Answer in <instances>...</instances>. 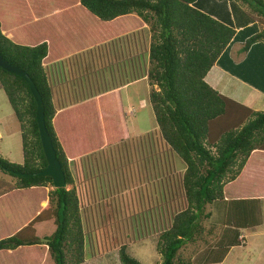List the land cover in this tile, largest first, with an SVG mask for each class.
Instances as JSON below:
<instances>
[{"label": "trees", "instance_id": "obj_1", "mask_svg": "<svg viewBox=\"0 0 264 264\" xmlns=\"http://www.w3.org/2000/svg\"><path fill=\"white\" fill-rule=\"evenodd\" d=\"M195 1L0 0V55L34 83L65 176V186L49 189L50 176L33 175L47 164L36 102L24 78L0 67V90L18 123L23 156L22 163H14L0 155V173L14 178H0V210L23 206L21 213L0 218V252L23 251L32 258L29 264H81L87 240L99 242L103 249L107 238L109 246L118 245L120 264H141L128 254V240L156 234L161 259L157 264H192L180 250L200 238V220L211 215L203 210L218 202L227 219L202 262L217 263L238 244V229L256 222L253 209L264 197V110H252L205 81L235 30L194 7ZM229 1L262 23L239 48L242 54L264 41V0ZM135 37L137 48L134 42L128 45ZM64 44L80 50L70 76L81 89L89 73L106 68L101 60H107L110 70L118 64L119 76L102 91L84 95L81 90L79 101L59 106L47 68L57 60L52 50ZM112 56L117 58L113 62ZM86 61H97L98 70ZM142 77L149 85L157 129L136 140L129 136L118 87ZM113 146H121L120 153L107 154L116 161L123 148L129 163L153 147L154 156L145 160L151 163L152 184L160 179L167 186L163 202L156 203L153 194L136 197L133 189L128 196L118 195L119 184L102 179L103 169H112L111 162L101 165L94 157L87 166L91 156ZM173 154L184 164L181 197L175 201L170 188V174L176 170L175 161L170 162ZM104 184L109 187L104 189Z\"/></svg>", "mask_w": 264, "mask_h": 264}, {"label": "rangeland", "instance_id": "obj_2", "mask_svg": "<svg viewBox=\"0 0 264 264\" xmlns=\"http://www.w3.org/2000/svg\"><path fill=\"white\" fill-rule=\"evenodd\" d=\"M24 16L27 20H30V17L26 13ZM113 59L114 57L110 59L111 62H113ZM101 61V64L106 66L104 74L107 77L109 76V71L113 73L114 69L118 67L116 66L114 69L111 68L112 70H110V67L106 62L107 60L104 59ZM102 71L99 72L102 73ZM148 90L149 85L147 80L140 79L134 84L131 83L124 91H120V96L122 93L124 103V106L122 103V109L123 111L125 109L127 112V116H125L126 126L128 128L130 138L136 140L147 133H153L157 129L152 109L148 102ZM139 99L144 101V105H141ZM18 128V123L12 113L11 107L6 99V95L3 90H0V155L14 163H22L23 159L21 136ZM137 146L140 147L139 145ZM146 149L147 154L134 158L129 164L125 161L124 150L122 149L121 163H118L117 165L112 164V166L110 163H107L112 167V169H103L102 179L105 181L111 180L112 182L119 184V188L122 189V192L118 195H123V193H125V196H128V190L133 189L135 190L134 192L136 193V197L141 198L146 197V194H153L152 196H155L154 198H156L153 200L156 203L163 202V191L167 188V186L164 185V183L161 184L159 181L160 179H157V184H152L154 177L151 174L153 170L150 169L151 163L145 159H147V156L149 157L150 154L154 156V151L151 146L150 149L149 147ZM141 153L143 152L141 151ZM173 156L174 158L172 156L170 157V162L175 161L174 166L176 167V170L170 174V188H172L174 192L173 200L175 201L181 197L179 187L184 164L177 156L174 154ZM105 171L110 173H104ZM148 172L151 176L148 175ZM0 178L6 182H14V178L12 176L2 172L0 173ZM127 184L129 185L128 187ZM102 187L107 189L109 186L108 184H104ZM48 188L53 189L54 187L48 186ZM66 188L68 189L70 186L67 185ZM223 208L224 207L219 205L218 202L205 206V209L203 210L204 214L209 212L211 215L209 218L202 217L200 220V225L203 228L200 238L195 242L186 243L185 247L180 250V254L184 259L190 260L192 264H203V260L208 255L210 249L215 247L216 242L222 234V229L224 227L223 220L224 218L227 219L226 210ZM256 208H258V215L260 216L258 222L261 223V221H263V224L256 226L255 223H252L250 229H254L256 232H244V234H246V238H244V245H241V243L234 245L222 264H264V198H261V202ZM22 211L23 206L20 204L18 208H12L11 206L10 208L6 207L0 210V218L2 215L7 216L10 213H21ZM251 220H253V218ZM208 230H211L212 233H208ZM107 240L108 239L106 238V243L104 240V246L102 249L99 242L90 241V239H88L85 245V260L81 264H120L117 255L118 245L109 246V242ZM155 240L156 234H152L151 237L135 241L130 239L127 244V252L129 255L136 258L141 264H157L161 261V259L155 250ZM24 256L25 253L23 251L16 253L3 251L0 252V258L5 257L6 260H4V262H0V264H29L32 258H26Z\"/></svg>", "mask_w": 264, "mask_h": 264}, {"label": "crops", "instance_id": "obj_3", "mask_svg": "<svg viewBox=\"0 0 264 264\" xmlns=\"http://www.w3.org/2000/svg\"><path fill=\"white\" fill-rule=\"evenodd\" d=\"M193 6L209 14L218 21L229 25L235 30L233 38L226 46L224 51L220 54L214 65L209 69V71L205 75V81L211 87L220 92L222 95L238 103H241L251 108L252 110H264V41L256 42L250 46L248 51L242 54H238V50L245 41V39L258 32L262 23L259 24L257 20L247 15L243 7L234 1L196 0L193 3ZM263 20L264 19L261 18V22ZM133 39L134 41H132ZM133 39L130 40V43L128 45H131V42H134V46L137 48V37ZM142 39H146V41H148V37H143ZM78 51L80 50L67 48V45L65 44L63 45V48L55 49L54 51L52 50V54L57 60L55 62L50 63L48 66L49 68H47V70L49 73L50 82L53 83V85H55L56 87L55 102L59 106L68 105L71 102L74 103L76 101H79L81 97V90L84 95L88 94L91 90H93L94 92L102 91L105 86H109L111 85V83H113V78H115V75L119 76L120 66H118V68L113 71V73L109 71L108 77L104 74L105 69L102 71V73L99 71H97L98 74H96V72L94 74L89 73L86 77V80L84 81L86 84V88L85 90L81 89V86L77 84V80L75 79L74 81V79L70 76V72L72 71V69H74L73 66L75 65V62L79 59V53H77ZM115 58L116 57H114V59ZM117 58L119 62V55H117ZM89 63L90 61H86V65ZM146 63L147 58L142 59V64L144 66L146 65ZM89 65L90 68H92L93 70H96L98 67L97 61ZM132 70L133 72L135 71L133 67ZM140 79L144 80L145 77H142ZM136 82L137 80H132L126 84L121 85L120 87H118V89L119 91H124L131 83L134 84ZM139 102L141 103V105H144L143 100L139 99ZM124 115L127 116V112L125 111V109ZM60 123L62 125L64 124L63 121H60ZM120 148L121 146H113L110 148H105L100 152H97L96 154L91 156L90 159L87 160V166L89 165L90 167L89 162L92 161L93 163L92 159L94 157L97 158V160H95L94 162L101 165L110 162L113 164L117 160L121 162L122 158H117V160L115 161L112 156H109V154H107L110 153V151L112 150L115 153H120ZM97 154H100L101 156ZM127 154L128 153L126 150L125 155ZM126 161L128 162L127 159ZM71 167H73V165H71ZM84 167L86 166L84 165ZM260 202L258 201L257 205ZM256 207L255 209H253L255 213L254 217L256 220L255 225L260 226L263 224V221H261V223L258 222L260 216L258 215V208ZM251 225L252 224H250L249 226H245L242 229H238V243H241V245H244V238H246V234H244V232H256L254 231V229H250ZM232 247L234 246H230L228 248L220 262L213 263L222 264ZM4 260H6L5 257L0 258L1 262H4Z\"/></svg>", "mask_w": 264, "mask_h": 264}, {"label": "water", "instance_id": "obj_4", "mask_svg": "<svg viewBox=\"0 0 264 264\" xmlns=\"http://www.w3.org/2000/svg\"><path fill=\"white\" fill-rule=\"evenodd\" d=\"M0 67L4 70L16 74L26 80L29 85L30 91L36 102V122L38 127L39 138L41 141L42 150L46 159V166L42 171L35 173L33 175L37 176H50L52 178L53 187H63L65 186V176L61 169V165L56 158L55 151L53 149L51 139L44 125V115L42 107V99L34 85L30 80L28 75L22 71L20 68L9 64L6 60L0 55ZM22 176H29L30 174H19Z\"/></svg>", "mask_w": 264, "mask_h": 264}, {"label": "clouds", "instance_id": "obj_5", "mask_svg": "<svg viewBox=\"0 0 264 264\" xmlns=\"http://www.w3.org/2000/svg\"><path fill=\"white\" fill-rule=\"evenodd\" d=\"M241 239V238H240Z\"/></svg>", "mask_w": 264, "mask_h": 264}]
</instances>
